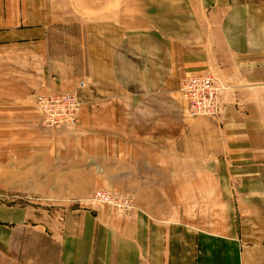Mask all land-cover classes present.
Masks as SVG:
<instances>
[{
    "label": "crops",
    "instance_id": "obj_1",
    "mask_svg": "<svg viewBox=\"0 0 264 264\" xmlns=\"http://www.w3.org/2000/svg\"><path fill=\"white\" fill-rule=\"evenodd\" d=\"M201 72L225 86L217 118L187 113ZM58 90L74 133L40 120ZM104 188L133 207L11 193ZM0 228L46 235L57 264H264V0H0Z\"/></svg>",
    "mask_w": 264,
    "mask_h": 264
},
{
    "label": "built area",
    "instance_id": "obj_2",
    "mask_svg": "<svg viewBox=\"0 0 264 264\" xmlns=\"http://www.w3.org/2000/svg\"><path fill=\"white\" fill-rule=\"evenodd\" d=\"M225 86L211 72L189 74L179 82V90L187 103V113L193 117L217 118L223 106ZM35 105L43 126L59 127L66 125L76 127L79 123V99L73 92H44L35 97ZM89 201L105 203L116 211H125L133 207V201L127 194L111 190H96Z\"/></svg>",
    "mask_w": 264,
    "mask_h": 264
},
{
    "label": "rangeland",
    "instance_id": "obj_3",
    "mask_svg": "<svg viewBox=\"0 0 264 264\" xmlns=\"http://www.w3.org/2000/svg\"><path fill=\"white\" fill-rule=\"evenodd\" d=\"M62 92H74L76 96L78 97L77 93L69 90H58ZM56 91V92H58ZM79 99V97H78ZM80 103V100H79ZM80 105H82L80 103ZM81 107V106H80ZM79 108L78 111V118L80 115ZM59 127L65 128L67 131L74 133L77 129L76 127H69L66 125H60ZM59 127H49V128H59ZM6 132V130H5ZM7 135V134H5ZM13 178L3 176L2 181L4 182L5 187L8 188V190H11V184H12ZM24 182L20 184H25L26 180L23 178ZM8 182V183H7ZM105 189V188H104ZM104 189H98V190H104ZM109 190V189H106ZM112 191V190H111ZM13 195H16L17 197L23 196L25 198H28V200L33 203V201H36V205L41 206L45 211L48 210L49 213H61L62 208L66 207H76V206H87L88 202L97 203L93 201H89L90 196L87 198L86 201H83L81 205L73 204V205H66V204H58L59 202L54 201V199L50 198L47 194V192H20L17 193L11 192ZM42 193V195L40 194ZM46 194V196H45ZM11 195V194H10ZM91 195V194H90ZM29 196V197H28ZM52 202L54 204H52ZM57 203V204H56ZM102 205H105V203H100ZM108 205V204H106ZM112 211H116L114 208H112L110 205H108ZM122 212V211H119ZM1 229V228H0ZM28 239H16V235L12 232H6L4 234L3 231L0 230V238H1V244H0V264H57L56 263V245L53 242H50L49 238L46 237V235L37 234V232H32L29 234ZM14 236V237H13Z\"/></svg>",
    "mask_w": 264,
    "mask_h": 264
}]
</instances>
